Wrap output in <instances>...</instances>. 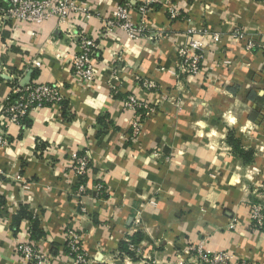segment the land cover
Wrapping results in <instances>:
<instances>
[{"label":"crops","instance_id":"crops-1","mask_svg":"<svg viewBox=\"0 0 264 264\" xmlns=\"http://www.w3.org/2000/svg\"><path fill=\"white\" fill-rule=\"evenodd\" d=\"M75 1L66 24L0 22V108L30 71L31 83L57 84L66 99L35 109L24 126L0 117L8 140L0 147V264H26L15 252L23 241L50 255L45 264H73L66 230L82 234L89 264H198L187 249L200 244L228 253L231 264H264V229L249 215L264 199V0H172L186 18L172 22L164 0H153L137 39L104 31L123 0ZM131 18L140 20L136 9ZM203 28L221 39L208 46L201 76L181 82L177 51L189 29ZM74 31L97 47L89 88L73 77ZM149 80L156 89L142 88ZM128 95L145 104L135 142L133 114L122 106ZM84 156L91 168L82 179L75 168ZM134 234L142 236L136 260L121 254Z\"/></svg>","mask_w":264,"mask_h":264},{"label":"built area","instance_id":"built-area-1","mask_svg":"<svg viewBox=\"0 0 264 264\" xmlns=\"http://www.w3.org/2000/svg\"><path fill=\"white\" fill-rule=\"evenodd\" d=\"M154 1L141 0L140 4L137 5L134 0H123L111 17L104 20V31L111 33L115 30H123L132 39L142 37L148 30L147 16ZM164 2L170 22L186 20L184 14L172 0H164ZM133 9H136L140 16L138 22L131 18V10ZM77 10L75 0H7L6 7L0 6V22L43 24L55 19L60 24H66L73 18ZM188 33L190 36L187 43L177 51V78L181 82L187 78L195 79L201 76L208 46L221 39L219 32L211 31L208 28L201 30L189 29ZM242 34L243 32L238 28L233 32L235 38L240 37ZM167 35L168 33L165 30H162L159 34L161 37ZM69 38L78 48V53L74 55L71 61L73 77L80 87L89 88L97 75L92 62L94 58L98 57L97 47L94 40L81 31L69 32ZM247 47L249 51H252L256 46L249 43ZM33 66L40 69L41 63L33 62ZM112 79L109 80V84ZM142 88L151 91L156 89L157 86L149 80L143 82ZM62 90L61 86L52 83L32 82L29 85L21 86V83L16 79L14 87L0 108V117L8 119L11 123L24 126L35 109L62 105L66 100ZM122 106L124 110L133 114L130 123V140L135 142L140 139L142 133L144 115L140 111L143 110L145 104L137 96L128 95L123 99ZM3 112L6 114H3ZM149 112L152 114L154 110ZM7 143L6 136H0V147H5ZM90 165L87 156L80 158L75 168L77 175L81 178L87 177L91 168ZM84 189L81 186L79 190L82 192ZM259 189L263 190L264 193V184L259 186ZM95 190L97 198L104 199L106 197L107 190L101 182L96 184ZM249 215L254 228L257 230L264 229V199L262 202L250 204ZM66 239L68 251L65 254L67 258L73 264H89L88 255L82 245V234L73 230H66ZM125 243L128 250L135 254V257H142V249L139 246L134 245L129 238L125 239ZM15 252L26 264H45L51 259L50 255L43 252L36 243L31 241L17 243ZM187 253L198 264H231L232 261V257L226 252L206 253L202 244L189 247ZM121 254L127 258L125 252ZM241 264L248 263L243 262Z\"/></svg>","mask_w":264,"mask_h":264},{"label":"trees","instance_id":"trees-1","mask_svg":"<svg viewBox=\"0 0 264 264\" xmlns=\"http://www.w3.org/2000/svg\"><path fill=\"white\" fill-rule=\"evenodd\" d=\"M3 114H6V113L3 112ZM25 123H26V122H25ZM82 179H83V178H82ZM4 203H5V202L0 198V210L3 209V207H4ZM23 215H24V213H22V216H23ZM36 229H37V228H34V233H35ZM141 239H142V236H141L140 234H134V235H132V236L130 237V240L132 241V243H133L134 245H137V246H139V242L141 241ZM64 251H65V253L68 251V248H67V242H66V245H65V247H64ZM122 251L125 252L126 255H127L128 257L132 258L133 260L138 259L137 257H135V254H134V253H132V252H130V251L128 250V248H127V244H126L125 242H124L123 245H122Z\"/></svg>","mask_w":264,"mask_h":264},{"label":"water","instance_id":"water-1","mask_svg":"<svg viewBox=\"0 0 264 264\" xmlns=\"http://www.w3.org/2000/svg\"><path fill=\"white\" fill-rule=\"evenodd\" d=\"M31 79H32V71H30L26 75V77L24 78V80L21 81V86L29 85L31 83Z\"/></svg>","mask_w":264,"mask_h":264}]
</instances>
